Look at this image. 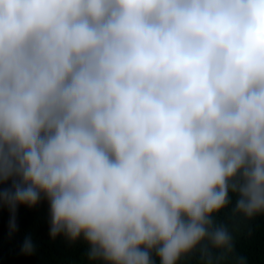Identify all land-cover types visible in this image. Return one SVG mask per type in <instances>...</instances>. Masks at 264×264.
<instances>
[{
    "label": "clouds",
    "instance_id": "clouds-1",
    "mask_svg": "<svg viewBox=\"0 0 264 264\" xmlns=\"http://www.w3.org/2000/svg\"><path fill=\"white\" fill-rule=\"evenodd\" d=\"M10 180V234L43 195L90 264H229L221 214L264 218V0H0Z\"/></svg>",
    "mask_w": 264,
    "mask_h": 264
},
{
    "label": "trees",
    "instance_id": "trees-1",
    "mask_svg": "<svg viewBox=\"0 0 264 264\" xmlns=\"http://www.w3.org/2000/svg\"><path fill=\"white\" fill-rule=\"evenodd\" d=\"M12 188V181L0 182V193ZM236 197H232V205ZM228 211V212H227ZM219 217L220 222L228 225L235 237V253L229 264L243 257L247 264H264V218L258 217L250 224L237 225L233 221L231 206ZM10 212L0 200V264H90L83 239L72 244L61 235L52 240L50 204L46 196L41 197L35 208L20 206L16 215L17 231L10 234ZM31 236L35 244L33 255L21 251L25 237ZM157 259V264L159 260ZM199 252L182 259L181 264H199Z\"/></svg>",
    "mask_w": 264,
    "mask_h": 264
}]
</instances>
